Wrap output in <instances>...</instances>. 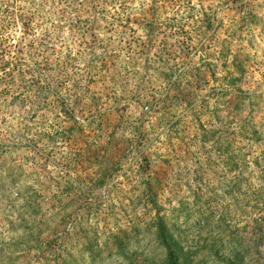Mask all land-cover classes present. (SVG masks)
<instances>
[{
	"label": "rangeland",
	"instance_id": "rangeland-1",
	"mask_svg": "<svg viewBox=\"0 0 264 264\" xmlns=\"http://www.w3.org/2000/svg\"><path fill=\"white\" fill-rule=\"evenodd\" d=\"M158 211L264 264V0H0V264H164Z\"/></svg>",
	"mask_w": 264,
	"mask_h": 264
},
{
	"label": "trees",
	"instance_id": "trees-1",
	"mask_svg": "<svg viewBox=\"0 0 264 264\" xmlns=\"http://www.w3.org/2000/svg\"><path fill=\"white\" fill-rule=\"evenodd\" d=\"M181 78H182V76H181ZM181 78L180 77H176L175 82L172 83L171 87L172 86L175 87L176 83H179ZM180 86L181 85L179 84L176 87V91L177 92H179L181 90ZM183 87L184 88H189L188 85H185ZM217 94L218 95L219 94H227V95H229L230 93L227 92V91H221V92H219ZM196 95H197L196 93H192L191 98L195 99ZM174 97L176 98L177 96L175 95ZM161 100H162V103H165V101L169 100V98L164 96V97H161ZM155 105H159V104H155ZM175 128H176V126L174 124V125H172L169 128V131L174 130ZM172 135H173L172 133L169 134V138H171V140H173V137H175V139L178 140V137H179L178 134L173 136V137H172ZM155 145L156 144H149V142H145V141L141 140V142H137V144L135 146H133V147L135 148V147H138V146L139 147L142 146L143 149H145V153L143 154L145 156V154L148 153V151L150 152L155 147ZM227 155H228L227 151L225 153L221 152V153H219V158H221V156H225V158H227ZM144 156L142 157L143 158L142 160L146 159ZM152 158L156 159L158 157L155 156V154H153L151 156L150 165L153 166ZM148 167L150 168L149 165H148ZM153 200H154L153 201V205L155 207H157V203H156L155 199H153ZM152 227L155 229L156 241H157L158 245L161 248H163L165 250V252H166V258H165L166 261L164 262V264H191V262H189V260H188L189 257L187 255V253L184 251V246H183L182 242L180 240H178L173 235L171 230L168 228L166 218L164 216H161L159 211L156 212V216L152 220ZM259 238H260L259 239L260 241H264V238H263L262 234L259 236ZM259 240H258V242H259ZM117 251L119 253H121L120 250H117ZM124 257L126 259L124 264H138V262H136L135 260H132L127 255H124Z\"/></svg>",
	"mask_w": 264,
	"mask_h": 264
}]
</instances>
